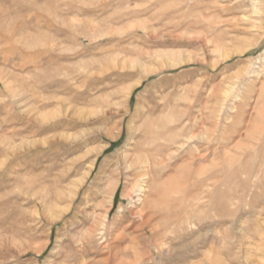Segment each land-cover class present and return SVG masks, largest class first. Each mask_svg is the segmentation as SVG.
<instances>
[{"label": "rangeland", "instance_id": "374dc122", "mask_svg": "<svg viewBox=\"0 0 264 264\" xmlns=\"http://www.w3.org/2000/svg\"><path fill=\"white\" fill-rule=\"evenodd\" d=\"M0 264H264V0H0Z\"/></svg>", "mask_w": 264, "mask_h": 264}, {"label": "bare ground", "instance_id": "6f19581e", "mask_svg": "<svg viewBox=\"0 0 264 264\" xmlns=\"http://www.w3.org/2000/svg\"><path fill=\"white\" fill-rule=\"evenodd\" d=\"M242 54H243V53H242ZM160 136H161V135H160ZM157 150H158V149H157ZM157 150H156V151H157ZM163 150H164V149H163ZM167 150H168V149H167ZM79 220H80V219H79Z\"/></svg>", "mask_w": 264, "mask_h": 264}]
</instances>
